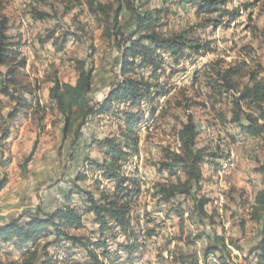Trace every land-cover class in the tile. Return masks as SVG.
<instances>
[{
	"label": "rangeland",
	"instance_id": "1",
	"mask_svg": "<svg viewBox=\"0 0 264 264\" xmlns=\"http://www.w3.org/2000/svg\"><path fill=\"white\" fill-rule=\"evenodd\" d=\"M85 1L0 0V15L9 17V33L20 46L14 63L18 66L26 61L16 84L0 77L4 114L20 107L21 95L31 102L12 121V136L4 143V152L0 141V178L6 172L8 179L0 192V205L14 208L7 218L26 219L48 213L47 206L56 203L57 207L64 199L63 192L76 182L97 197V180L102 179L101 190L114 187L100 171L90 167V160L105 159V149L98 142L117 136L118 117L115 113L91 117L79 136H65L64 118L49 96L55 79L76 82L77 60H86L95 69L90 93L94 101L104 100L122 78L117 43L104 35V24L89 14ZM151 1L153 7H164L161 24L166 34L189 30L188 38L207 48L186 50L178 65L166 54V67L157 72L139 69L149 80L158 79L159 90L166 92L159 98L152 94L132 108L143 116L138 127L139 152L123 164L122 173L140 186L131 211L136 233L130 229L125 234L114 227L108 233V247L97 252L103 264H254L251 251L260 241L262 228L251 220L250 212L256 193L264 188V171H259L264 167V142L248 137L233 121V100L239 92L227 91L218 74L242 65L241 74L246 75L234 78L242 87L253 71L264 79V0H230L226 8L238 10L239 15L234 19L226 16L217 27L207 21L208 16H198L191 4ZM126 20L130 32L135 17L125 11L122 22ZM49 35L51 40L42 43ZM62 45L63 50L57 51ZM2 70L7 72L9 68L3 66ZM5 89L13 96L5 94ZM243 109L258 116L262 113L246 102ZM190 116L200 131L197 147L206 150L199 197L209 198L206 212L214 216V223L208 217H199L191 197L179 195L165 201L157 193L159 183L176 182L184 176L180 170L171 173L162 169L161 163L168 160L169 150L180 148L179 131ZM5 126L0 125V138ZM5 159L9 170L1 167ZM80 176L85 178L77 181ZM74 199L80 202L82 196ZM84 215V227L71 233L99 238L94 234L98 226L91 215ZM215 235L225 239L226 248L218 244L219 251L206 256L208 248L216 245ZM128 243L134 245L132 251L124 246Z\"/></svg>",
	"mask_w": 264,
	"mask_h": 264
},
{
	"label": "trees",
	"instance_id": "2",
	"mask_svg": "<svg viewBox=\"0 0 264 264\" xmlns=\"http://www.w3.org/2000/svg\"><path fill=\"white\" fill-rule=\"evenodd\" d=\"M73 2V0H71ZM80 4L82 0H76ZM164 3L176 1L180 5L191 4L197 9L198 16H208V20L215 27L221 25L226 16L232 15L234 19L239 11H229L226 5L230 0H162ZM138 2V4L136 3ZM85 4L89 14L104 24L103 33L106 37L117 43L121 53L120 74L121 80L110 88L108 95L102 101H94L90 97L93 89L94 68L89 67L86 60L76 61L78 73L75 83L64 82L59 79L53 81L49 96L55 104V109L64 118V135L79 136L82 128L94 116H104L115 113L119 119V133L112 138L99 141V147L105 149V159H91L90 167H95L102 175L109 179L114 187L101 190L102 179L97 180V191L100 196L76 184L67 192H63L64 199L52 212L46 214H32L26 219L22 217L11 218L0 224V264H103L98 248L108 247V233L114 227H119L128 234L129 230L136 231L132 224V203L140 192V186L135 179L122 173L123 164L130 157L139 152L138 127L143 121L141 112L134 111L133 107L141 105L142 101L149 99L152 94L159 98L166 91L159 90L157 81L153 82L139 73V69L152 68L154 71L165 69L164 56L169 55L178 65L186 50L200 51L207 48L205 45L195 44L188 38L190 31L166 34L161 24L164 7H153L151 0H86ZM135 17L134 27L128 32L126 20L122 22L124 12ZM217 15L216 17H213ZM42 18V15H40ZM11 22L7 15H0V77L11 79L13 84L19 70L25 67V60L15 64L19 56V44L14 42L10 35ZM49 35L45 41L51 40ZM63 45L57 47L62 51ZM3 66L9 70L4 72ZM242 65L230 66L220 71L218 76L227 91L237 89L233 103V121L239 123L242 132L248 137H254L264 142V79L258 72L249 75V82L243 87L234 78L240 77ZM220 86V87H222ZM8 96H13L9 90H3ZM18 105L7 116L0 100V125L6 126L0 141L4 143L12 136L11 130L17 116L23 109L30 107L31 102L26 96L18 97ZM249 103L260 110L261 116L253 112L246 113L244 103ZM124 106V107H123ZM44 109V108H43ZM247 121H245V119ZM200 134L197 123L190 116L179 131L180 148L177 151L169 150L168 160L161 163L162 169L171 173L180 170L183 177L176 182L159 183L158 194L165 201H170L179 195L191 197L195 201L196 210L200 218L208 217L214 223V216L208 215L206 205L209 198L199 197L201 182L203 180L202 163L206 157V150L197 147ZM29 160H26V163ZM2 169L9 164L2 160ZM259 171L263 172L264 167ZM0 178V192L8 183L7 173L3 172ZM1 176V171H0ZM85 178L80 176L77 181ZM132 186V187H131ZM82 196V201L75 202L74 197ZM91 215L94 224L98 226L94 234H72L71 231H80L84 227V214ZM251 220L257 222L261 230V238L254 254V264H264V188L260 189L251 206ZM136 233V232H135ZM209 237H213L210 236ZM48 238L46 241L45 239ZM131 238L130 236L128 237ZM216 245L208 248L206 256L220 249L218 244L226 248V241L222 236L215 235ZM135 243L138 241L135 238ZM131 250L133 244H124ZM135 248V247H134ZM132 251V250H131ZM130 253V252H129ZM109 254L107 250L103 252Z\"/></svg>",
	"mask_w": 264,
	"mask_h": 264
},
{
	"label": "crops",
	"instance_id": "3",
	"mask_svg": "<svg viewBox=\"0 0 264 264\" xmlns=\"http://www.w3.org/2000/svg\"><path fill=\"white\" fill-rule=\"evenodd\" d=\"M8 167H7V169L9 170L10 166H8ZM58 192L59 191H57V194H58ZM55 208H56V203L51 204V205L49 204L47 206V211L52 212V211H54ZM13 210H14V208L12 209L10 206L4 205V204L0 205V224L5 223L11 219V218H7V215H8V213H10V211H13ZM45 211H46V209H45Z\"/></svg>",
	"mask_w": 264,
	"mask_h": 264
},
{
	"label": "bare ground",
	"instance_id": "4",
	"mask_svg": "<svg viewBox=\"0 0 264 264\" xmlns=\"http://www.w3.org/2000/svg\"><path fill=\"white\" fill-rule=\"evenodd\" d=\"M250 138H254V137H250ZM256 140V139H255ZM129 174V173H128ZM140 177V176H139Z\"/></svg>",
	"mask_w": 264,
	"mask_h": 264
},
{
	"label": "built area",
	"instance_id": "5",
	"mask_svg": "<svg viewBox=\"0 0 264 264\" xmlns=\"http://www.w3.org/2000/svg\"><path fill=\"white\" fill-rule=\"evenodd\" d=\"M223 193V192H222ZM223 198H224V196H223Z\"/></svg>",
	"mask_w": 264,
	"mask_h": 264
}]
</instances>
